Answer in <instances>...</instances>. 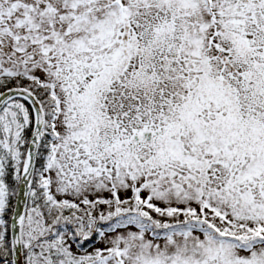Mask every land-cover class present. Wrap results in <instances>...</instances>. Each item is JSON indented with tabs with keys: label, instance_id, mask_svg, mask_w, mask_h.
<instances>
[{
	"label": "snow or ice",
	"instance_id": "6c2138e0",
	"mask_svg": "<svg viewBox=\"0 0 264 264\" xmlns=\"http://www.w3.org/2000/svg\"><path fill=\"white\" fill-rule=\"evenodd\" d=\"M0 264H264V0H0Z\"/></svg>",
	"mask_w": 264,
	"mask_h": 264
}]
</instances>
